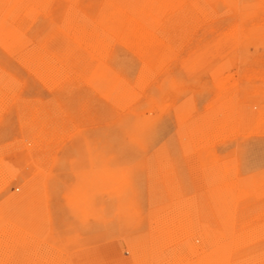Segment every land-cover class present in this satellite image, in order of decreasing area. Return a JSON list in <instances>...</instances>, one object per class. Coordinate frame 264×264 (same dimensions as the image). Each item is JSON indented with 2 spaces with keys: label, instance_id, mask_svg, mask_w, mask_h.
<instances>
[{
  "label": "rangeland",
  "instance_id": "rangeland-1",
  "mask_svg": "<svg viewBox=\"0 0 264 264\" xmlns=\"http://www.w3.org/2000/svg\"><path fill=\"white\" fill-rule=\"evenodd\" d=\"M196 263L264 264V0H0V264Z\"/></svg>",
  "mask_w": 264,
  "mask_h": 264
},
{
  "label": "bare ground",
  "instance_id": "bare-ground-1",
  "mask_svg": "<svg viewBox=\"0 0 264 264\" xmlns=\"http://www.w3.org/2000/svg\"><path fill=\"white\" fill-rule=\"evenodd\" d=\"M194 19H195V18H194ZM167 29H168V28H167ZM171 33H172V32H171ZM164 38H165V37H164ZM62 76H63V75H62ZM237 183H238V182H237ZM234 206H235V205H234ZM241 217H242V216H241ZM211 253H212V252H211ZM221 254H222V253H221ZM223 254H225V253H223ZM203 255H204V254H203ZM206 255H207V254H206ZM227 255H228V254H227ZM227 255L225 254V256H227ZM210 256H211V255H210ZM221 256H222V255H221ZM225 256H224V258H225ZM207 257H209V256H207ZM213 257H214V255H213ZM217 257H218V255H217ZM217 257H216V258H217ZM210 258H211V257H210ZM210 258H209V259H210ZM216 258H215V259H216ZM224 258H222V259H224ZM229 258H230V257H228L227 260H228ZM206 259H208V258H206ZM206 259H205V260H206ZM219 259H220V257H219ZM219 259H218V261H219ZM225 259H226V258H225ZM200 260H201V259H200ZM203 260H204V259H203ZM211 260H212V259H211ZM213 260H214V259H213ZM216 261H217V259H216ZM216 261H215V262H216ZM223 261H224V260H223ZM205 262H206V261H205ZM209 262H211V261H209ZM224 262H225V261H224ZM227 262H229V261H227ZM221 263H222V260H221ZM196 264H197V263H196ZM202 264H203V263H202ZM224 264H225V263H224ZM228 264H230V263H228ZM232 264H233V263H232Z\"/></svg>",
  "mask_w": 264,
  "mask_h": 264
}]
</instances>
